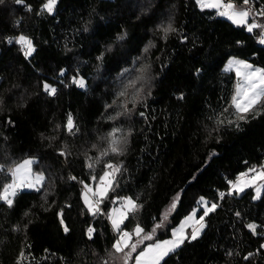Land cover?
I'll use <instances>...</instances> for the list:
<instances>
[{"label":"trees","instance_id":"1","mask_svg":"<svg viewBox=\"0 0 264 264\" xmlns=\"http://www.w3.org/2000/svg\"><path fill=\"white\" fill-rule=\"evenodd\" d=\"M254 1L264 13V0ZM45 3L0 2V192L24 159L45 177L11 207L0 200V264H134L147 245L171 238L200 195L217 208L200 237L161 264H264V186L256 198L229 184L264 172V98L238 114L235 75L223 69L231 57L264 69V27L249 32L197 0H57L51 13ZM250 12L249 23L264 25ZM118 84L129 86L120 108ZM114 129L122 154L110 151ZM106 171L114 181L94 214L83 190ZM126 198L136 206L121 229L153 237L128 259L113 248L121 232L108 218Z\"/></svg>","mask_w":264,"mask_h":264},{"label":"snow or ice","instance_id":"2","mask_svg":"<svg viewBox=\"0 0 264 264\" xmlns=\"http://www.w3.org/2000/svg\"><path fill=\"white\" fill-rule=\"evenodd\" d=\"M2 2V0H0ZM17 3H22L23 0H16ZM197 2L200 4L202 8H218L223 9L219 12V15L226 16L228 19L232 20L233 23L242 24L247 23L246 18L249 16L248 10H243L237 8L236 4L233 3V0H197ZM57 3V0H47V3L44 4V9L51 13ZM244 4H248L249 0H243ZM264 14V13H261ZM256 27H264V25H257V24H249L248 25V31L251 32ZM171 30V26L169 25V28L166 29V32ZM123 37H121L122 39ZM19 43L24 45L26 47L25 55H31V53L35 50L32 47L31 40H28L24 36H20ZM261 43H264V39L261 40ZM243 66L246 70L244 72V82L243 87L241 89V85L238 83L237 85V93L232 98V105L236 109V112L239 113H246L249 111L250 108L254 106V104L259 100L260 97H264V69H253L251 65L247 64L245 61L241 60H232L229 62V70L232 66H236L237 68V75H240V66ZM258 74V75H257ZM80 87L85 86V82L83 79H80L79 81H76ZM45 91L49 92L50 94H55L56 89L51 87L50 85L45 84L44 85ZM123 95V93H121ZM241 119L244 117L241 115ZM67 128L68 131L71 132L73 129V120L72 117H68L67 121ZM119 131V129H114L110 135L113 137L112 141L110 142V151L115 154H122V150L119 148V144L121 141L116 138L115 134ZM64 153H61L63 155ZM107 154V150L105 153ZM33 163L31 160H26L22 164L17 165L14 169L10 170L12 182L9 184H6L3 186V191L0 192V200H3L7 203L9 207L13 204V197L16 195L17 190L22 187H36L37 185L41 184L44 180V176L42 174H35L33 179L30 181L28 179V175L30 173V165ZM89 167H91V164H89ZM106 167L110 170L115 169L116 171L119 170V166H115L111 163H108ZM0 171H4V168L2 165H0ZM249 171H253V169H250ZM110 175V172H105L103 176L100 177V180L103 182L105 180V177H108ZM246 173H242L241 177L246 176ZM264 179V176L261 177ZM72 179H75L73 177ZM95 179V177H93ZM240 177L237 178L236 182L229 181V184L232 185L233 188H236L237 185L240 183ZM85 188L92 192V189L88 187V185H85ZM38 190V189H37ZM239 191H243V187H240L238 189ZM260 189L257 188V193L259 194ZM107 188L102 189L100 192V195H106ZM94 196L97 195V193H92ZM220 196L223 197L224 193H220ZM177 200L179 197L176 198ZM127 203L129 206H134V201L131 200V198H126ZM85 203L89 204L87 193L85 194ZM201 203L206 202L203 201V198H201ZM176 203L175 201L172 204V208H175ZM217 207L216 204H212L210 208L205 207L204 215L206 216L209 211L214 210ZM89 208L91 209V204H89ZM98 211V209H97ZM95 214V212H94ZM196 216V212L193 211L192 215L187 217L188 221H192L194 217ZM124 216H121V220H113V226L118 231L121 232V236L119 239L116 240V242L113 245V248L116 252H124L125 249H129L127 255L130 256L132 252H135L137 249V243H130L132 233H128L123 231L120 228V223L122 222ZM203 216L200 217V220H203ZM200 220L195 221L196 224H200ZM160 225H157L159 227ZM184 227L185 225L182 224L179 229H176L173 231V239L172 240H165V241H159L154 244L148 245L145 249L141 250L139 254L136 257L135 264H160V262L163 260L165 256H167L170 252H174L181 244L184 243L185 239H188L189 237L184 235ZM204 225L200 224L199 228L193 227L190 239L195 240L197 236L199 235L200 231L203 229ZM248 228L252 230L253 232L256 231V225L249 224ZM65 231H68L67 227L64 229ZM92 229H89V236H91ZM144 230L140 228L139 226L135 229V235L137 237L140 236V234ZM153 237L150 234L144 235L143 239L145 240H151ZM23 255V254H21Z\"/></svg>","mask_w":264,"mask_h":264},{"label":"rangeland","instance_id":"3","mask_svg":"<svg viewBox=\"0 0 264 264\" xmlns=\"http://www.w3.org/2000/svg\"><path fill=\"white\" fill-rule=\"evenodd\" d=\"M197 3H198V2H197ZM198 4H199V3H198ZM236 6H237V8H239V9L248 10V9H247L245 6H243V5H238V4H236ZM199 7L202 8V7L200 6V4H199ZM202 9H212V10H216V11L218 12V14H219L220 11L223 10V9H218V8H202ZM248 11H249V16L246 18L247 23H242V24L234 23V24L239 25V26H245V27H247V29H248V25H249V24H257V25H258V23L261 24L260 22L257 23L256 21H253V22L249 23L250 18L252 17L250 11H253V10H248ZM219 16H221V15H219ZM221 17H224V18L228 19L226 16H221ZM229 20H230V19H229ZM231 21H232V20H231ZM232 22H233V21H232ZM256 28H257V27H256ZM256 28H254V29H256ZM254 29H253V30H254ZM253 30H252V31H253ZM232 60H241V61H245V62H247V64L251 65L253 69H262V68L255 67V66L252 65L250 62H248V61H246V60H243V59H240V58H236V57H231V58H229V60L227 61V63L225 64V66H224L223 69H224V71H227V72H231V71H232V73H234V75H235V95H236V93H237V85H238V83L241 85V89H242V87H243V82H244V72H245L246 70H245L244 67L241 65V66H240V75H239V76L237 75V68H236V66H232L231 69L229 70V62L232 61ZM128 73H129V72H128ZM128 73H125V72H124V74L122 75V78H126V77H128V76L130 77V75H128ZM257 75H258V74H257ZM146 79H147L146 82H149V81H148V74H147ZM149 83H150V82H149ZM135 84H136V81L131 82V85H135ZM142 84L146 85V88H147L148 83H144V82H142ZM118 85H119V86H117V87H118L117 95H118L121 99L118 100V101H115V105H116L117 107L120 108V107L126 106V105L128 104V101L126 100V99H127V96H126V94H125V90H128V89H129V86H127V87H125V89H123V86H121L120 84H118ZM120 90H122V91L124 92V95H121V91H120ZM233 96H234V95H233ZM138 97H139V96H138ZM263 98H264V97H260L259 100L254 104V106H255L256 104H259V103L262 101ZM254 106H253V107H254ZM253 107H252V108H253ZM250 109H251V108H250ZM250 109H249V110H250ZM120 113H121V112H120ZM120 113H117V114L113 115V118L118 117ZM26 160H31V161H33V163L30 165V173H29V175H28V179L31 181V180L33 179V177H34L35 174H41V173H35V172H33V171H34V170H33V164L36 162V159H35V158L24 159L23 161H21V162H19L18 164H16L12 169H14L17 165L22 164V163H23L24 161H26ZM10 170H11V169H10ZM10 170H9L8 172H9V175L11 176ZM246 174H247V175H248V174H251V175H252V178L248 180V179L245 178L246 176L241 177V175H240V176H239V177L241 178V179H240V183L237 185L236 188H233L232 185L230 184V191H231V192H236L238 195H241L242 193L245 192L246 189L253 188V189H254L253 191H255V197H256V198H259V197L261 196V194H262V190H263V186H264V179L261 178L262 176H264V172H262V170H253V171H249V172H247ZM42 175H43V174H42ZM43 176H44V175H43ZM44 180H45V177H44ZM44 180L42 181L41 184L37 185L36 187H27V186L22 187V188H20V189L17 190V193H19V192H23V191H30V190L32 191V190L40 189L41 186L44 184ZM113 181H114V178L112 177V173L110 172V175H109L108 177H105V180H104L103 182H102L101 180H99V182H97L96 185H93V184H92V185H88V187L92 189V192H89V191L84 187V190H83V196H82V197H83V201H84V203H85V194L87 193V198H88L89 204H91V209L89 208V204H86V203H85V205L87 206V208L89 209V211H90L91 213H94V212H95V206H94V203H93V201H92V199H91V196H93L92 193H93V192L97 193L98 198H99L100 200L103 201V200L107 197V195H108V193H109V191H110V189H111V187H112V182H113ZM236 181H237V179H235V181H233V182H236ZM11 182H12V178H11V180H10L9 183H11ZM9 183H8V184H9ZM240 187H243V191H239V190H238ZM105 188H107V193H106V195L101 196V195H100V192H101L102 189H105ZM257 188L260 189L259 194L257 193ZM17 193H16V194H17ZM219 195H220V194H219ZM14 197H15V196H14ZM14 197H13V201H14ZM201 198H203V201L206 202V205H205V203H201ZM175 203H176V204L178 203V202H177V199L175 200ZM212 204H216V205H217L216 202L211 201L209 198L205 197V195H200V196H198V197L195 199V201H194V203H193V206L191 207V210H190L189 214H187L185 217H183V219L181 220V222L179 223V225L173 230V231H175L176 229H179L180 226H181L182 224L185 225V227H184V235L187 236V237H189V238H188V239H185L184 243H185L186 241H188V240H191V239H190V234H191L192 228H193V227L199 228V227H200V224H203V225H204L205 218H206L211 212H213V211L217 208V207H216L214 210L209 211L208 214L205 216V215H204L205 207L210 208ZM114 205H115V206H114ZM135 206H136L135 203H134V206H129L128 203H127V200H126V199L121 200L120 202H119V200H118V201H116V204H115V203L113 204V208L110 210L108 218H109V222L111 223V226H112V228H113L114 231H116L117 233H119V232L114 228V226H113V220H117V221H119V220H121V216L123 215L124 218H123L122 222L120 223V228H122L123 223L125 222V220L127 219L129 213L134 209ZM175 207H176V206H175ZM169 208H170V209H169L167 212H165V213H166L165 216H167V217H168V214H171V213L174 211V208H172V207H169ZM193 211L196 212V216L194 217V219H193L192 221H188L187 223H185L186 220H187V217L191 216L192 213H193ZM201 216L204 217L203 220H200V217H201ZM197 220H200V224H196V223H195V221H197ZM163 225H164V224H163ZM135 229H136V228H135ZM203 230H204V227H203V229L200 231V233H199V235L197 236V238L200 237V235L202 234ZM125 232H128V231H125ZM128 233H131V232H128ZM172 233H173V232H172ZM117 235H120V236H121V233H120V234H117ZM144 235H146V234H144V233L142 232V233L140 234V237H137L136 240L134 239V241H132V237H131V241H130V243H137V241H139V242L137 243V247H138V246H141V245L144 243V241H145V239H143ZM132 236H136V235H135V230H134V234H133ZM172 239H173V235L171 236V238H169V239H165V240H172ZM165 240H163V241H165ZM157 242H159V241H157ZM154 243H156V242H154ZM154 243H150V244H154ZM184 243L181 244L178 248H180L182 245H184ZM150 244H149V245H150ZM147 246H148V245H147ZM147 246H146V247H147ZM146 247H145V248H146ZM145 248H144V249H145ZM178 248H177V249H178ZM177 249H176V250H177ZM176 250H175V251H176ZM128 251H129V249H125L124 252H121V253L124 254V257H125L126 259H128V257H129V256L127 255ZM175 251H174V252H175ZM125 252H126V253H125ZM174 252H170L167 256H165V257L163 258L162 261H164L165 258H167L170 254H172V253H174ZM132 253H134V252H132ZM132 253H131V254H132ZM135 260H136V259H135ZM162 261H161V262H162ZM127 262L130 263V260H127ZM161 262H160V264H161ZM134 264H135V262H134Z\"/></svg>","mask_w":264,"mask_h":264},{"label":"built area","instance_id":"4","mask_svg":"<svg viewBox=\"0 0 264 264\" xmlns=\"http://www.w3.org/2000/svg\"><path fill=\"white\" fill-rule=\"evenodd\" d=\"M233 3L238 4V5H243V6H245L247 9H250V10L256 11L257 13H260V14H261V12H262V9H261V8H258V7L256 6L254 0H249V3H248V4H244V3H243V0H242L241 2L233 0ZM263 15H264V14H263ZM247 178L250 179V178H251V174H248V175H247ZM91 199H92V201H93V203H94L95 211H97V209H98V211H100V210H101V205H100V203H99V198H98V196H97V195H95V196L93 195V196H91ZM102 212H103V210H101V213H102ZM119 238H120V237H119Z\"/></svg>","mask_w":264,"mask_h":264},{"label":"water","instance_id":"5","mask_svg":"<svg viewBox=\"0 0 264 264\" xmlns=\"http://www.w3.org/2000/svg\"><path fill=\"white\" fill-rule=\"evenodd\" d=\"M0 56H1V51H0Z\"/></svg>","mask_w":264,"mask_h":264}]
</instances>
